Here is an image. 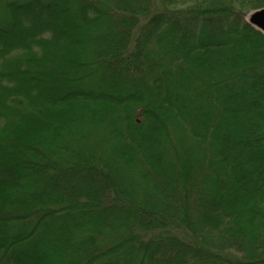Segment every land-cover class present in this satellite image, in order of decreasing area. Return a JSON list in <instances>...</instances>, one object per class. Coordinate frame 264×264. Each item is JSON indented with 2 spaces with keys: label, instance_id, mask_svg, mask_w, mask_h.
I'll return each instance as SVG.
<instances>
[{
  "label": "trees",
  "instance_id": "1",
  "mask_svg": "<svg viewBox=\"0 0 264 264\" xmlns=\"http://www.w3.org/2000/svg\"><path fill=\"white\" fill-rule=\"evenodd\" d=\"M264 0H0V264H264Z\"/></svg>",
  "mask_w": 264,
  "mask_h": 264
},
{
  "label": "water",
  "instance_id": "2",
  "mask_svg": "<svg viewBox=\"0 0 264 264\" xmlns=\"http://www.w3.org/2000/svg\"><path fill=\"white\" fill-rule=\"evenodd\" d=\"M247 21L252 26L264 33V7L256 9L248 14Z\"/></svg>",
  "mask_w": 264,
  "mask_h": 264
},
{
  "label": "rangeland",
  "instance_id": "3",
  "mask_svg": "<svg viewBox=\"0 0 264 264\" xmlns=\"http://www.w3.org/2000/svg\"><path fill=\"white\" fill-rule=\"evenodd\" d=\"M251 13V12H250Z\"/></svg>",
  "mask_w": 264,
  "mask_h": 264
}]
</instances>
